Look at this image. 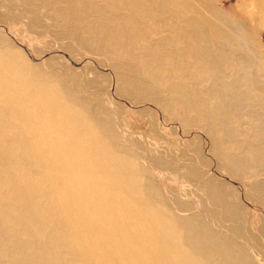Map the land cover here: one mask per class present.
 Instances as JSON below:
<instances>
[{"label":"rangeland","instance_id":"rangeland-1","mask_svg":"<svg viewBox=\"0 0 264 264\" xmlns=\"http://www.w3.org/2000/svg\"><path fill=\"white\" fill-rule=\"evenodd\" d=\"M0 53L88 133L63 141L70 125L44 130L35 101L0 83V264H95L91 238L106 264L165 263L139 259L153 248L133 251L138 221L119 223L123 209L179 229L172 249L194 263L264 264V0H0ZM50 137L55 148L41 145ZM86 144L99 158H51ZM108 160L133 177L109 181ZM106 183V198L78 201V218L46 204L66 185L74 197ZM82 221L86 239L72 229Z\"/></svg>","mask_w":264,"mask_h":264},{"label":"bare ground","instance_id":"bare-ground-1","mask_svg":"<svg viewBox=\"0 0 264 264\" xmlns=\"http://www.w3.org/2000/svg\"><path fill=\"white\" fill-rule=\"evenodd\" d=\"M56 4H59V0H55ZM62 13V12H61ZM18 43V42H17ZM26 60L27 62L31 65V63L28 61V59L20 53ZM0 56H4L3 54L0 53ZM0 62L2 63V59L0 57ZM6 74V76H5ZM36 75H30L24 69V73L20 71L13 70L12 68H5L4 65L0 66V83L2 84H7L9 85V81L12 82L14 85H18V89L14 91L11 94L13 96L10 98L15 99L18 98L19 100H24L25 98L32 99L35 101V106L37 108V114L38 119L41 120V126L44 130H50L58 127V125H64V127L70 125L71 129H68V134L66 135L65 138H63V141H67L70 143H76L77 145L81 144L82 140L87 136L86 131H80L77 128H75V122L73 121H65L63 123V115L61 117V114L59 112V107L57 106L56 108L54 107L53 110H48L47 103L50 100H56L57 95L55 92L49 93L46 88L38 84L36 80H32L33 77ZM79 85V84H78ZM19 93L22 95L19 97ZM18 101V100H17ZM37 102V104H36ZM214 109H220V106L215 105ZM75 114L71 117H74ZM75 121L77 122V119L75 118ZM63 123V124H62ZM78 123V122H77ZM31 134L35 132L34 129L30 130ZM57 142H60L59 139L56 137H50L49 139L42 143V146L48 147V148H55V145ZM1 148H4V145L0 146ZM38 147L36 148V150ZM79 152H72V153H66V154H61V153H56V155H53L51 158L53 161H63L64 159L70 157L66 161H88L93 159L99 158V154L95 153L93 148L89 145H84V146H79L78 147ZM93 151V153H92ZM37 156H43L40 155L39 153L36 152ZM109 154L106 153L104 157H108ZM50 157V156H49ZM48 157V158H49ZM62 158V159H61ZM94 163V162H91ZM125 164V169H123V165ZM128 163L124 162L122 160H118L117 164L112 163L111 160H108L104 163V170L103 173L106 172L105 175L109 174L110 172L115 173V178L113 180H109L111 182H116L119 179L123 178L125 176H128V178H132L133 175L131 172L127 169L126 166ZM114 169V170H110ZM100 180V178L98 177ZM76 180V177L70 176L68 180V184H72ZM36 183L38 184V187H41L42 184L39 181H36L33 183L32 181H29L26 185L27 190H30L33 195H36ZM108 186H104V188L107 187L108 190L102 189L97 195H91V194H81V195H75L74 197L71 196H63L64 192L69 190L71 187L66 185L64 187H61L60 190H57L59 194L57 196L55 195H50L49 197L46 198V204L47 206L55 208V214L60 217H65L68 215L72 219L78 218L79 215L82 213L81 211V206H78V201L82 200L85 201L86 199L88 201H95L96 199H101V198H106L108 193H111V185L109 186L108 183H106ZM6 185H8L6 181ZM17 186V185H16ZM44 187V186H43ZM42 187V188H43ZM40 190V189H38ZM2 193V192H1ZM26 195H28L25 192ZM84 196L83 199H81ZM115 197V196H114ZM121 198V196L119 195ZM150 202V201H147ZM45 203V202H44ZM132 203H137L138 208L142 209L139 205L142 203V201H131L130 204ZM6 206H4L7 210L11 209V205L9 202L5 203ZM44 205V204H43ZM109 204L108 205H102L101 207V212L105 215L108 214L107 211H109ZM80 212V213H79ZM20 219V218H18ZM23 219V218H22ZM42 221L44 220V217L41 216L40 218ZM58 219V218H57ZM137 219L138 225L136 226V232L132 235V242L134 243V252L137 255H141L142 252H146L147 248H153L152 250H148L150 255H145L144 257H139L140 258H145V257H151V256H157L163 259L165 263L163 264H198L192 262L188 257H190L188 254H185L182 256L181 252L179 250L172 249L173 245V240L176 238L175 234L176 231L172 232H167L172 227H164V228H158L154 223H152L151 217L149 214L145 213H138L134 211H130L127 209H123L121 212V218H119L120 222L123 223L125 226L127 222H130V220ZM58 221V220H57ZM56 222V221H55ZM134 222V221H133ZM14 223V222H13ZM133 224V223H132ZM107 225V223H106ZM131 225V224H130ZM87 225L82 221V222H73L72 223V229L74 230L76 237L79 236V234H82L83 230ZM81 229V230H80ZM106 231V230H105ZM107 232V231H106ZM86 232H83L84 239H86L88 236L85 234ZM136 233H140L139 236L136 235ZM87 236V237H86ZM163 239L164 242L160 239ZM190 238V234H189ZM14 239V238H13ZM16 240V239H15ZM89 247L91 249H85L83 250V254L85 257H88L87 259L91 261V257L95 259V264H106V261L103 260L102 258L99 257H104L101 256L98 251H95L93 247L98 244L97 239L91 238V239H86L85 240ZM168 241V242H167ZM162 242L163 244H160ZM83 243V242H82ZM83 245L80 242L75 244V241L73 244H70V246H79ZM117 251V250H116ZM41 253V251H39ZM119 252V251H118ZM36 256V255H34ZM144 261V260H143ZM142 261V262H143ZM118 262H122L121 260H118ZM144 263V262H143Z\"/></svg>","mask_w":264,"mask_h":264}]
</instances>
